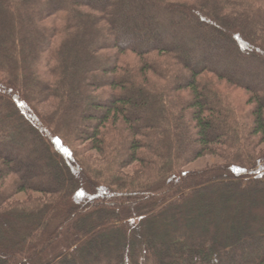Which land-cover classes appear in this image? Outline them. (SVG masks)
<instances>
[{"label":"trees","instance_id":"trees-1","mask_svg":"<svg viewBox=\"0 0 264 264\" xmlns=\"http://www.w3.org/2000/svg\"><path fill=\"white\" fill-rule=\"evenodd\" d=\"M263 141L264 0H0V264H264Z\"/></svg>","mask_w":264,"mask_h":264},{"label":"rangeland","instance_id":"rangeland-1","mask_svg":"<svg viewBox=\"0 0 264 264\" xmlns=\"http://www.w3.org/2000/svg\"><path fill=\"white\" fill-rule=\"evenodd\" d=\"M159 83H163L162 80L158 79ZM222 85V84H221ZM230 97L231 99L234 100L236 103L237 107L240 110L246 111L248 110L249 105L246 104V98L245 95L242 91L239 90H230ZM259 148L264 150V141L259 145ZM224 162V159L222 156L217 155V154H211V153H206L202 155L201 157L196 158L195 160L187 163L184 166L185 170H191V171H199V170H204L209 166L216 165V164H221ZM17 199H22L23 195L18 194L15 196Z\"/></svg>","mask_w":264,"mask_h":264}]
</instances>
